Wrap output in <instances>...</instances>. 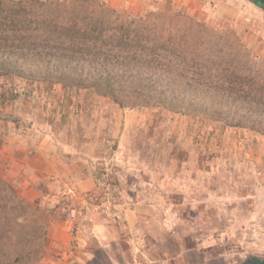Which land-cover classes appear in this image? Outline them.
Returning <instances> with one entry per match:
<instances>
[{"label": "rangeland", "instance_id": "obj_1", "mask_svg": "<svg viewBox=\"0 0 264 264\" xmlns=\"http://www.w3.org/2000/svg\"><path fill=\"white\" fill-rule=\"evenodd\" d=\"M2 1L25 2L30 19L85 15L108 31L106 43L89 46L95 53L101 43L107 56L83 53L72 63L20 58V73L7 67L0 76V182L45 226L47 255L36 264H82L81 253L87 264H111L93 239L102 223L119 264H243L264 257L260 7L249 0ZM114 31L140 34L136 52L144 62L118 56L125 53L111 42ZM136 63L198 70L163 74L162 82L157 72L137 73ZM107 77L113 96L73 84ZM191 78L203 86H185ZM190 100L202 106L189 110ZM39 140L46 161L34 157ZM23 159L27 170L16 164ZM90 176L92 190H74Z\"/></svg>", "mask_w": 264, "mask_h": 264}, {"label": "trees", "instance_id": "obj_2", "mask_svg": "<svg viewBox=\"0 0 264 264\" xmlns=\"http://www.w3.org/2000/svg\"><path fill=\"white\" fill-rule=\"evenodd\" d=\"M40 4L42 7L46 6L44 3ZM253 4L264 11L262 1L254 0ZM25 5L26 3L22 1L7 5L0 0V51L2 50L0 76H5L10 72L7 67H14L20 73V69L16 66L20 58L23 61L35 57L38 61L51 62L54 60L55 62L67 61V63H72V61L80 60L79 58L83 53H88L91 56L96 55V58L103 55L107 56L104 47L100 45L104 41L106 43L108 31H103V22L100 19H94L92 26L90 25L91 22L88 21L89 16L85 15L69 16L66 21L53 16L44 17V15L41 19H30L26 16L28 4ZM11 16H14V18H11ZM77 19L80 21H77ZM114 32L111 42L115 43V48L119 52L125 53V56L119 54L118 56L123 59L131 58L136 62L139 60L144 62L141 54L137 55L136 52V48L143 47L139 37L140 34L137 31ZM131 32L132 34H129ZM130 35H132L131 38ZM99 41L101 43L95 53L91 49L89 50L90 45L97 44ZM25 52L27 54H23ZM136 64L137 66H134L137 68V73L141 72L139 70L142 69L157 72L159 75L158 81L163 80H160L163 74H172L173 71L184 77L187 73L192 74L193 72V74H196L198 70L193 65L183 67L168 63L161 64L159 67H151L152 64L148 65L149 63L147 65ZM135 67L128 66L127 68L133 70ZM61 75L64 76L63 73ZM73 84L83 88L87 86L97 88V92L103 96H113L115 92L113 90L114 83L109 77L104 78L102 81L94 79L88 83H83V80L78 79ZM149 85H151L150 90L156 89L154 84L148 83L147 86L149 87ZM184 85L188 88L193 87L196 90L198 87L203 86L198 80L192 78ZM102 86H104L103 91H98ZM213 90H218V86H214ZM160 92V94H163L165 90L163 89ZM173 97L177 98V96ZM115 101L122 106L121 100L115 99ZM234 101V98L230 99V102ZM169 103L171 104V102ZM197 106H202L201 100L188 101L186 108L192 110ZM172 110H175V108ZM219 112L215 111V113ZM9 191L10 187L6 183L0 182V264H36L46 253L45 245L48 238L45 226L38 223L36 217L25 212L20 201L18 199L14 201L13 194H10Z\"/></svg>", "mask_w": 264, "mask_h": 264}, {"label": "crops", "instance_id": "obj_3", "mask_svg": "<svg viewBox=\"0 0 264 264\" xmlns=\"http://www.w3.org/2000/svg\"><path fill=\"white\" fill-rule=\"evenodd\" d=\"M37 144V146L36 147H34V150H33V152H34V157H41V158H43V160L44 161H46V159L48 158L47 157V152H46V150H44L43 149V147H44V145L45 144H43V143H41L40 144V140H39V142H37L36 143ZM7 152H8V158H10V156H11V154L13 153V149L10 147V148H8L7 149ZM32 152V151H31ZM66 154H71L70 152L69 153H66ZM28 155V154H27ZM51 155V154H50ZM51 157H52V155H51ZM24 158H27V156H25ZM10 163H12V164H14L12 161H9ZM26 163L27 162H25V160L23 159V160H21L20 162H18V163H16V164H18L19 165V167L21 168V169H24V170H27L28 168H26ZM61 164H63V162H60ZM64 165V164H63ZM69 173H67V174H70V171H68ZM60 178H64V177H60ZM73 188H74V190H76V191H78V192H84V191H87V190H92L94 187H95V184H94V182H93V177H84L83 179H81V181L78 183V184H76V185H74V186H72ZM94 228V227H93ZM105 228H107V225H105L104 223H102V224H99V225H97V226H95V233H96V235H94L93 236V239L94 240H96L97 242H99V244H101L102 246V248H106L105 250L107 251V252H109V253H107L108 255H109V257H110V261H111V264H119V262H117V261H115V260H113L112 258H114V257H116V256H113V253H112V249L111 248H109L110 247V245H112L113 243H111L110 241L112 240V237L109 235V236H105L103 233H104V229ZM106 230V229H105ZM61 232H60V235H61V237H63V235L64 234H66V231H65V229H61L60 230ZM94 232V231H93ZM49 243H50V240H49ZM52 243V242H51ZM53 244V243H52ZM111 251V252H110ZM118 254V256H119V252L117 253ZM47 255V254H46ZM45 255V256H46ZM145 255V254H144ZM112 257V258H111ZM53 258H56V257H53ZM78 261H80L82 264H87V261H85L84 262V259L82 258V253L81 254H79L78 255ZM52 259V258H51ZM50 259V260H51ZM59 260V259H58ZM60 261V260H59ZM164 262L165 263H167V260L165 259L164 260ZM163 262V263H164ZM54 263V262H53ZM63 263V262H62ZM64 264V263H63ZM126 264H131V263H129V262H126ZM145 264H152V261L151 260H149V261H147Z\"/></svg>", "mask_w": 264, "mask_h": 264}, {"label": "flooded vegetation", "instance_id": "obj_4", "mask_svg": "<svg viewBox=\"0 0 264 264\" xmlns=\"http://www.w3.org/2000/svg\"><path fill=\"white\" fill-rule=\"evenodd\" d=\"M251 3H253L254 0H249ZM243 264H264V257H250L247 258Z\"/></svg>", "mask_w": 264, "mask_h": 264}]
</instances>
